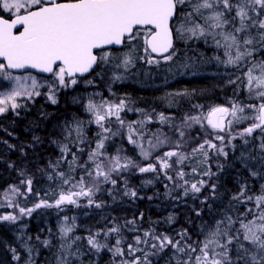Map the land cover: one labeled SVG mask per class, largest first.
<instances>
[{
  "label": "snow or ice",
  "instance_id": "6c2138e0",
  "mask_svg": "<svg viewBox=\"0 0 264 264\" xmlns=\"http://www.w3.org/2000/svg\"><path fill=\"white\" fill-rule=\"evenodd\" d=\"M208 38L221 51L213 58L217 64L241 72L235 79L230 76L227 85H242L254 102L245 103L235 92L218 104L201 103L203 95L195 89L166 93L167 107L182 112L178 118L173 112H156L154 108L132 109L127 95L117 101H97L99 94H94L84 109L91 116L89 123L100 131L90 140L84 121H65L61 136L51 140L59 149V157L37 169L48 180L58 179L59 189L52 199L46 198L48 193L41 196L34 192V176L26 168L6 161L20 179L0 190V208L13 209L0 214V223L18 225L37 210L63 211L69 205L102 209L106 202L96 196L103 191L114 201L118 197L142 199L136 189L128 187L124 174L151 173L154 178L144 183L150 185L163 178L168 182L164 184L167 198L179 201L191 196L199 200L200 207L191 209L195 218L200 219L206 209L219 218L212 223L202 221L197 233L181 228L169 234L151 226L138 227V221L144 219L140 212L123 223L113 218L110 227L81 237L73 235L76 218L65 215L58 227V246L51 239L42 240L39 234L35 240L46 249L55 248L54 264H84L89 254L98 257L104 250L112 255L113 264H264V59H256L257 55L264 56V0H0V80L8 82L0 84V116L11 112L19 118L28 102L41 95L56 105L61 89L74 88L97 68L102 72L107 66L126 71L137 61L171 64L178 59L177 41L207 42ZM113 46L124 50L118 54ZM27 69L51 74V79L41 81L27 71L17 74V70ZM167 71L196 75L197 65L188 58ZM112 79L115 82L122 77L114 72ZM83 82L92 85L94 80ZM44 87L47 92L42 93ZM125 110H134L143 118L126 124L121 118ZM50 115L39 111L37 121H46ZM113 118L120 129L127 127L128 143L147 163L141 165L122 154L123 148L114 154L108 151L110 139L120 135L119 130L107 126ZM154 122L167 126L168 131L163 127L146 131L145 126ZM43 143L37 135L27 145L0 140L6 150H18L22 156L27 155L26 149L35 152ZM237 162L243 170L237 171V190L225 188L229 203L217 211L209 201L221 198L222 176L229 167L235 171ZM65 164L67 169L62 170ZM252 180L259 184L258 190L249 182ZM176 189L179 195H173ZM30 195L37 197L36 202L22 207L18 198ZM82 198L86 201L83 205ZM174 220L171 213L164 218L168 224ZM26 227L21 224L17 239L22 238ZM48 231L51 234V229ZM125 232L131 233V242ZM32 239L28 236L23 243L28 256L24 264H36V249L27 243ZM82 240L86 247L80 245ZM0 243L11 253L12 261H21L17 247Z\"/></svg>",
  "mask_w": 264,
  "mask_h": 264
},
{
  "label": "trees",
  "instance_id": "16d2710c",
  "mask_svg": "<svg viewBox=\"0 0 264 264\" xmlns=\"http://www.w3.org/2000/svg\"><path fill=\"white\" fill-rule=\"evenodd\" d=\"M194 46L195 44H191V42L184 43L182 41H177L176 48L178 49V59L176 61L180 62L200 55V59L204 62V65L201 64L200 67H203L204 71L206 68L207 71L214 72L212 74H207V76H182L178 79L171 80V82L167 84V89L170 90V92L183 89H195L198 93H202L203 95V98L200 100L201 103H209L212 99H216L218 102V99L221 96L229 98L232 97L235 92L238 94L239 98L246 103L248 100V93L243 86L239 85L238 82L239 86L228 85L227 89L222 88L220 85L222 81L224 82L225 80L219 73L221 69L209 66L207 62L210 58H208L207 54L196 51ZM113 51L117 50L113 49ZM216 52H219V55L221 54L219 49H216ZM256 59H264V56L257 55ZM99 69L100 68H97L91 75L83 78H87L89 76L97 77L96 74ZM95 81H98V79H95ZM145 83L146 82L142 80V86H139L132 81H127L118 83L113 88L118 94L116 97L127 94V96L131 98L132 102L141 108L143 107L150 110L154 108L157 111L160 107H162L158 98L163 95L162 93L164 91H156V93L149 91L147 90L148 86ZM68 100H66L61 106L44 105L36 102L32 107L21 110V116L19 118L15 117L11 112L4 116H0V129H6L7 132L13 133L12 136H8L7 132L0 130V140L6 139L9 143H14L18 146L21 144L27 145L31 143L32 136L37 135L44 141L43 145L37 148L35 152L31 149H26V156H22L18 150L8 151L4 145L0 144V151L3 152V159H0V190L6 188L9 184L18 183L20 179L15 170L7 167L6 161H14L16 162L17 168H26L34 176V192H39L41 196L48 193V196L46 197L48 199H52L54 197L55 192L59 189L58 179L48 180L46 175L37 171L38 168L47 167L49 161H55L60 155L58 147L51 143V140L59 138L61 136V126L65 121H72L74 118L84 121L85 131L90 140H93L95 134L100 131L98 126L94 123H89L91 120L90 114H88L85 110H74L79 109L80 107L75 108V106L73 107L72 105H69ZM162 110L173 113L176 111L178 118L182 115V112H178L175 108H162ZM39 111H45L51 115L46 121H37V113ZM125 116L126 113H124L121 118L124 119ZM35 123H38L39 126L36 127ZM111 124H114L113 120L111 121ZM111 140L112 138L107 145L110 153L116 149L114 144L118 141L114 140L111 142ZM131 152H133V150ZM235 155H239V153H236ZM83 159H86V156L82 157V160ZM222 159L223 158H221V160ZM61 169L66 170L67 165H61ZM237 171H243L238 162L236 164L235 171L229 167L222 176L224 187L220 189L221 198L217 201H209V203L212 204L213 208L217 211L220 209L221 205L227 206L229 203L228 199L224 197L225 188L229 192H235L237 190ZM244 176H247L246 172H244ZM153 178L154 174L151 173H144L142 176L140 174L134 175L133 171H131L124 174V179L127 180L128 187L136 189L138 196L142 197V199L118 197L114 201L111 196L108 195L107 191H103L98 193L96 196L97 200L106 202L105 207L102 209H96L94 207L77 208L69 205L66 206L63 211L55 208L37 210V212L33 213L31 217H25L18 225H11L6 222L0 223V241L17 247L22 255L20 262L12 261L11 253L7 250L3 243H0V264H24V262L28 259V256L23 248V243L27 240L28 236L33 237V239L31 241H27V243L30 247H34L36 249V252L33 254L36 264H54L53 257L55 248H44L38 241L35 240V236L39 234L42 240L45 238L51 239L53 245L58 246L60 243L58 227L62 221V217L65 215L69 217L74 216L76 218V228L73 235L81 237L87 236L89 231L95 232L98 229L110 227L113 218H115L116 222L123 223L134 216H138L140 212L144 213V219L143 221H138V227L141 229H147L151 226L155 227L159 232H168L169 234H174L181 228H188L190 233H197L201 229L202 221L212 223L214 219L219 218L216 212L209 215L207 209L205 210V214L202 215L200 219L195 218L191 209L194 205L200 207L199 200H194L191 196L183 197L179 201L167 198L165 196L164 184L168 182L164 181L163 178L156 180L150 185H146L144 183L145 181ZM198 178L199 177H189V179ZM249 182L253 185L254 190L259 189V184L256 181L252 180ZM261 183H264V181ZM104 187L108 188L111 187V185H105ZM179 194V189L174 190L173 195ZM204 195H207V191H205ZM149 196L152 197L151 200L148 199ZM18 199L22 207H31L33 203L36 202L37 197L35 195H30L27 199ZM81 203L85 204L86 201L82 198ZM6 211H13V209L2 210L1 212L4 213ZM170 213L175 215V220L172 224L164 222V218ZM154 221H160V223L154 224L152 223ZM21 224H26L27 227L24 229V235L22 238L17 239ZM49 229H51V234L48 231ZM125 235L128 237V242H131V233L125 232ZM100 239L103 240L104 237L101 236ZM193 239H196L195 235H193ZM109 242L111 243L114 241L110 240ZM79 243L81 246L86 247V241L82 240ZM90 260L95 261V264H113V257L106 250L102 251L98 257L95 254H89V256L85 258L84 264H89ZM161 264H166V261H162Z\"/></svg>",
  "mask_w": 264,
  "mask_h": 264
},
{
  "label": "rangeland",
  "instance_id": "374dc122",
  "mask_svg": "<svg viewBox=\"0 0 264 264\" xmlns=\"http://www.w3.org/2000/svg\"><path fill=\"white\" fill-rule=\"evenodd\" d=\"M184 42V41H182ZM191 44H195L194 49L196 51H200L201 53H205L207 54L208 58H210V60L207 62V64L209 66H214V67H218L220 68V75L223 76L224 78V82L222 81L221 83V87L222 88H226L228 87L226 81L227 79L231 76V78L235 79V76L240 75L241 72L240 70H234L231 67H225L223 65H219L217 64V62L213 59L215 56L219 55V52H216V47L213 43V41L211 40V38H208L207 42H205L204 39H193V40H189L187 41V43ZM185 43V42H184ZM124 49H119L117 50V53L119 54V51H123ZM192 61H194L197 65V74L195 75L196 77L199 76H207V74H212L214 71H207V69L200 67L201 64L204 65V62L202 61V59H200V55H197L196 57L191 59ZM214 60V61H212ZM188 60H183V61H176L171 63V64H165V63H161L159 66L157 65H148L146 63H144L143 61H137L134 67H130L128 70H124V69H119L116 70L111 66H107V71L101 73V68L98 70L97 73H100V75L97 77L94 76H89L87 78H83L81 83H79L78 85L74 86V88H69V89H61L60 92L58 93V100L59 102L56 105H52L46 98L44 95H41L39 97L35 98L34 102H28V107H32L36 102H38L39 104H44V105H52V106H61L66 100H68L69 105H72L73 107H80L79 109H74V110H85L84 109V105L87 102V99L91 96H93L94 94H99L95 96V99L97 101H100L102 98H107L108 100H113V101H117L119 98L124 97L125 95H122L120 97H116V95H118L115 91H114V86L118 83L121 82H127V81H132L135 84H138L139 86H142L141 81L143 80L144 82H146L145 84L148 86L147 90L155 92H161L164 91L159 98V102H161V106L159 110H157L156 112H166L165 110H162V108H168L167 107V101L165 98V94L169 93L170 90L167 89V84L171 82V80H175L178 79L182 76H191L192 74H185V75H180V74H173L167 71V69L169 67H172L175 69L176 64L179 63H184L187 62ZM203 71V72H202ZM116 73L117 75H120L122 77V79L117 80V81H113L112 76L113 73ZM24 74V73H22ZM33 74V73H32ZM35 75L39 80L44 81V80H50V77H41L38 76L36 74ZM212 76H216V75H212ZM95 79H98V81H95ZM83 80H94V83L92 85H87L83 82ZM0 84L3 85H7L8 82L6 81H2L0 80ZM144 84V83H143ZM158 88V89H157ZM41 92H47V88H41ZM127 95V94H126ZM128 97V96H127ZM73 98H76V101L78 102H74ZM129 98V97H128ZM248 100L246 101V103L248 102H254L253 99L249 98V96L247 97ZM228 98H226L225 96H221L218 100V102L221 103H225L227 101ZM218 102L216 101V99H212L211 102H209L208 104H218ZM129 107L132 109H146V108H141L140 106L134 104L131 100V98H129ZM158 108V107H157ZM24 110V109H22ZM149 110L150 109H146ZM126 113V116L124 118L126 124L127 122H131V121H135V120H140L143 117L140 115V113L136 112V111H127L125 110L124 112L121 113V117L122 115ZM128 113V114H127ZM167 113V112H166ZM174 113L176 114V111H174ZM114 124H109L107 126H110L113 131H120V135L112 137L111 142H113L114 140H118L116 141V143L114 144V146H116L117 148H123L124 152L122 154L124 155H128L131 156L135 161H137L138 163H140L141 165H143L144 163H147L148 161H144L140 155H139V150L132 144H129L127 141V127L125 126L124 128L120 129L119 125L117 123H115V118L112 119ZM161 127L164 128L165 131H168L167 126H162L159 123H151V124H147L145 126V130L148 132H156L158 129H160ZM200 131H203L202 129ZM239 141H237L236 143H238ZM116 149L112 152L113 154L115 153ZM133 150V152H131ZM167 150V149H164ZM129 152V153H128ZM137 154H135V153ZM137 156V157H136ZM137 158V160H136ZM134 175L135 174H140L138 172L133 171ZM140 175H144V174H140ZM82 205L84 203H81ZM79 208H84V207H79ZM8 208L3 207L0 208V214H2V210H7Z\"/></svg>",
  "mask_w": 264,
  "mask_h": 264
},
{
  "label": "water",
  "instance_id": "95a60500",
  "mask_svg": "<svg viewBox=\"0 0 264 264\" xmlns=\"http://www.w3.org/2000/svg\"><path fill=\"white\" fill-rule=\"evenodd\" d=\"M121 48V46H113V49H120ZM31 72V73H34V74H37V75H40V76H44V77H49V76H51V74H48V73H41V72H39L38 70H36V69H27V70H17V74H19V73H25V72ZM87 75H89V74H85V76H87ZM84 76V77H85Z\"/></svg>",
  "mask_w": 264,
  "mask_h": 264
}]
</instances>
